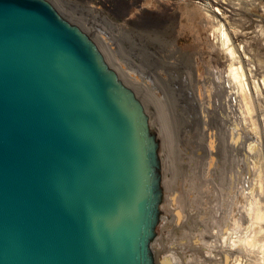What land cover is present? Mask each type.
Returning <instances> with one entry per match:
<instances>
[{"label": "water", "instance_id": "obj_1", "mask_svg": "<svg viewBox=\"0 0 264 264\" xmlns=\"http://www.w3.org/2000/svg\"><path fill=\"white\" fill-rule=\"evenodd\" d=\"M159 145L48 0H0V264H155Z\"/></svg>", "mask_w": 264, "mask_h": 264}, {"label": "rangeland", "instance_id": "obj_2", "mask_svg": "<svg viewBox=\"0 0 264 264\" xmlns=\"http://www.w3.org/2000/svg\"><path fill=\"white\" fill-rule=\"evenodd\" d=\"M48 1L93 40L108 66L118 70L123 77L120 80L124 79L136 95L141 96L142 90L127 76L126 66L131 64L158 78L163 74V85L173 94L176 108L169 107L174 123L173 143L162 152L166 199H162L160 215L165 221L159 222L160 229H156L152 243L156 255L162 258L165 252L170 264H235L237 256L238 264H264V132L260 120L254 117V125L247 114L239 115L242 137L247 141L238 152L228 150L225 127L214 107L215 97L200 76L209 63L216 66L218 61L227 69L225 47L214 38L220 23L233 46L243 47L264 73V0ZM216 8L223 15L216 17ZM101 37L108 41L109 48ZM110 49L117 56L119 51L126 65L113 58ZM243 151L245 162L240 156ZM207 152L211 154L210 161L205 158ZM194 180L197 188L189 194ZM232 196L237 200L230 213ZM237 210L243 214L242 227L236 224ZM220 222H224L223 234L218 231ZM236 228L241 232L235 234ZM202 230L211 233L207 235ZM249 236L258 241V245L249 247L254 253L244 242Z\"/></svg>", "mask_w": 264, "mask_h": 264}, {"label": "bare ground", "instance_id": "obj_3", "mask_svg": "<svg viewBox=\"0 0 264 264\" xmlns=\"http://www.w3.org/2000/svg\"><path fill=\"white\" fill-rule=\"evenodd\" d=\"M219 5H220V7H222L221 2L219 3ZM216 10H217V12H213V14L216 17L223 15L222 13H220L219 8H216ZM213 18L215 19V17H213ZM218 25L215 27H218ZM215 31L217 32V34H214V35H216L214 38L220 42L221 47H225L224 50H225V54L227 57L228 66H227V69H223L222 65H219L218 61L216 60L217 65L212 66L209 63L207 65V67L205 68V70H203L201 72L200 76L203 77L204 84L205 85L208 84V86L210 88L209 90L211 92H213V96L215 97L214 107L216 108V112H217L216 114L218 115V117L222 121V124L225 127V129H224V134H225L224 141H225L226 146H227L226 148L228 150L234 152V151L239 150V148H240L239 146L244 145L245 142L247 141V137H244V136L242 137V132L240 130L241 120L239 118V115L247 114L250 117V120H252V122H254V125H255L256 120H254L253 118L254 117L259 118V120H260L259 123H261V127H262L263 132H264V73H263V71L260 72V67H258V65H256L254 62H252V58L246 54L245 49L243 47L238 49V48L233 46L231 39L228 35V31L224 27L223 24L220 23V26L217 29H215ZM101 38H102L103 42L106 44V46L109 48L108 41H106V39L104 37H101ZM210 45H211V48L214 50V46L211 42H210ZM115 50L116 49H114V51ZM111 52H112L113 58L119 59V60H121V62L125 63L126 60L124 59V57L122 56V54L119 51L117 52L119 56L116 55V52L114 53L112 50H111ZM102 55L104 57V54H102ZM216 57L217 56H215V58L214 57H210V58H211V60H214V59H216ZM125 65H126V63H125ZM111 69H112V67H111ZM126 69L129 71V75L127 74V76H129V78L130 77L133 78L138 83V85L140 86V88L142 90V95L141 94L140 95L142 97L139 96L138 94L136 95L135 91L126 83V81L124 79L121 82L134 92L136 98L143 105L145 112L148 116L150 130L154 134V136L158 142V145H159L158 158L160 161L161 187H162V192H163V200H165L166 199L165 193H164L166 191V190L164 191V189H165L164 188V184H165V174H164V165L165 164L164 163L165 162H163V160H162V152H163L164 148L169 149V147L173 143L172 139H173V131H174L173 124L174 123L172 122V119H171L172 113H171L169 107L174 106L176 108L175 103H174V97H173V94L171 92L170 93L167 92V88H165L163 85L164 81H166L163 74L161 75L162 77L160 76L158 78L155 75H153V73L151 74V72L149 70L146 72H142L143 70L142 71L137 70L138 68H136L133 64H131L130 67L126 66ZM112 70L115 71V73L118 75V77L120 79L123 78L117 69L113 68ZM261 78H262V81H260ZM171 110H173V109H171ZM253 112L256 113L255 116H252ZM159 118L161 120V123H160ZM173 118H175V116ZM203 118L204 117L202 115L201 121H202L203 125H205V123L203 122V121H205V119H203ZM161 124L163 125V127L161 126ZM162 128H164V129H162ZM166 140H167V142H166ZM166 144H167V146H166ZM209 147H210L209 149H211V143H210ZM248 147L251 149L250 145ZM245 153L246 152H244L243 155H240L244 162H245ZM205 158L206 159L208 158L207 160H209L211 158L210 152L206 153ZM168 164H170V163H168ZM196 185H197V183L195 180L193 182H191L190 187L188 188L189 194H193L192 192H195V190L197 188ZM229 185H230V183H229ZM171 190H173V189H171ZM234 196H232L231 202L229 201L230 207H231L230 213H233L234 206H236L237 198ZM197 197H198V195H197ZM168 201L170 202V199L167 198V203H168ZM160 210H161V208H160ZM172 211H174V210H172ZM237 212H238V210H237ZM238 213H239V217L237 218V220L235 219L236 224H239V227H242V226H240V224L242 223V220H243V214L240 211ZM224 217H226V216H224ZM175 218H176V216H175ZM221 219L224 220L223 218H221ZM164 221H165L164 216L160 215L159 222H161V224H162V222H164ZM175 222L176 221H174V223ZM225 223H226V221H225ZM223 225H224V222L222 225L220 222L219 229H218L219 233H222V230H223L222 228L225 227V226L223 227ZM159 229L160 228H158L157 231H159ZM239 230L236 228L233 231H235L234 233L237 234V233L241 232V230H240V232H239ZM202 231H201V233H204V234L207 233V235L210 232L209 230H204L203 232ZM210 236H211V234H210ZM249 237H250L249 240L246 239L244 241L245 244L248 246V249L255 247V244L258 242V241H256V238H255V240H253L254 238L252 239L251 236H249ZM214 238L216 239V237H214ZM230 238H231V236H230ZM230 238L228 240H230ZM201 239H202V242L204 243L205 241H203V240H205V237H203ZM155 240H156V238H155ZM209 243H212V242H209ZM228 243H229V241L227 242V244ZM203 245H205V244H203ZM206 245H207V242H206ZM256 245H258V244H256ZM154 248L155 247L153 245H151V250L153 253L155 264H170L169 258L164 255L165 252H164V254H162L163 255L162 258H160L161 254H159V256L156 255ZM246 248L247 247H245V249ZM250 250H251V252H253L252 249H250ZM250 250L249 251L247 250V251L250 252ZM249 259H247V261H249ZM207 261H210V259L208 258ZM234 262H235V264L239 263L238 256L235 258ZM241 262H243L242 259H241L240 263ZM254 262L257 264L256 261H254ZM179 264H183V262L179 263Z\"/></svg>", "mask_w": 264, "mask_h": 264}]
</instances>
